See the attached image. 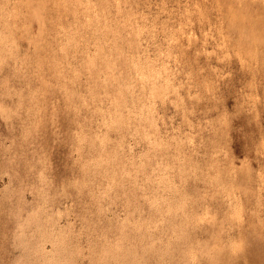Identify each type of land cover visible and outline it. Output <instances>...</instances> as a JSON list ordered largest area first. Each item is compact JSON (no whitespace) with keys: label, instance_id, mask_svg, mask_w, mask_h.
I'll return each mask as SVG.
<instances>
[{"label":"rangeland","instance_id":"obj_1","mask_svg":"<svg viewBox=\"0 0 264 264\" xmlns=\"http://www.w3.org/2000/svg\"><path fill=\"white\" fill-rule=\"evenodd\" d=\"M122 263L264 264V0H0V264Z\"/></svg>","mask_w":264,"mask_h":264},{"label":"bare ground","instance_id":"obj_2","mask_svg":"<svg viewBox=\"0 0 264 264\" xmlns=\"http://www.w3.org/2000/svg\"><path fill=\"white\" fill-rule=\"evenodd\" d=\"M96 49V48H95ZM107 60V59H106ZM114 66V65H113ZM112 67V66H111ZM165 81V80H164ZM158 96V95H157ZM122 101H124V100H122ZM164 163V162H163ZM162 173V172H161ZM246 173V172H245ZM157 182V181H156ZM161 182V181H160ZM245 182V181H244ZM166 183V182H165ZM156 186V185H155ZM161 198V197H160ZM162 199V198H161ZM167 202V201H166ZM159 207V206H158ZM181 217H184L183 215L181 216ZM186 217V216H185ZM184 219V218H183ZM184 221V220H183ZM198 221V220H197ZM202 222L203 221H201V223L200 224H202ZM180 223H181V221H180ZM184 225V224H183ZM194 226V225H193ZM195 227V226H194ZM153 231V230H152ZM149 233V232H148ZM126 234V233H125ZM137 235V234H136ZM121 237V236H120ZM123 237V236H122ZM139 237V236H138ZM124 238V237H123ZM144 238V237H143ZM140 239H142V238H140ZM161 239V238H160ZM118 240V239H117ZM122 240V239H121ZM158 240V239H157ZM165 240V239H164ZM160 241V240H159ZM162 241V240H161ZM167 241V240H166ZM118 242V241H117ZM157 243V242H156ZM149 244V243H148ZM152 244V243H151ZM114 245V244H113ZM118 245V244H117ZM144 246V245H143ZM143 246H142V248H143ZM150 247V246H149ZM165 248V250H166V247H164ZM115 249H116V247H115ZM119 251V250H118ZM129 251V250H128ZM129 254V253H128ZM127 255V254H126ZM128 256V255H127ZM212 256V255H211ZM78 257V256H77ZM113 257V256H112ZM124 259V258H123ZM136 262V261H135ZM145 262V261H144ZM127 263V262H126ZM123 264V263H122Z\"/></svg>","mask_w":264,"mask_h":264}]
</instances>
